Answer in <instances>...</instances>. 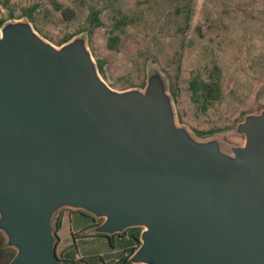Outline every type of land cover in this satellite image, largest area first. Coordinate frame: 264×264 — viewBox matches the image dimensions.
Instances as JSON below:
<instances>
[{
  "label": "water",
  "instance_id": "95a60500",
  "mask_svg": "<svg viewBox=\"0 0 264 264\" xmlns=\"http://www.w3.org/2000/svg\"><path fill=\"white\" fill-rule=\"evenodd\" d=\"M77 35V34H76ZM232 152L174 118L162 77L117 89L81 35L59 45L27 18L0 26V230L8 264H65L61 207L140 226V264H264V106Z\"/></svg>",
  "mask_w": 264,
  "mask_h": 264
},
{
  "label": "rangeland",
  "instance_id": "374dc122",
  "mask_svg": "<svg viewBox=\"0 0 264 264\" xmlns=\"http://www.w3.org/2000/svg\"><path fill=\"white\" fill-rule=\"evenodd\" d=\"M6 1L0 0V16L6 15L8 6L19 13L22 7L38 2L35 21L40 30L29 21L55 45L68 33L81 35L96 66L97 60L103 62L104 73L99 74L114 88L142 87L151 73H158L171 96L177 124L196 138L217 140L227 153L244 140L236 130L237 123L264 106V0H56L74 10L69 20L54 8L52 0ZM91 6L101 9L106 24L89 30ZM114 13L132 19L124 27L118 49L107 46V26ZM14 18L28 19L24 15ZM215 67L221 96L203 109L192 99L189 82L197 74L209 78ZM206 129L213 131L198 132ZM66 214L65 210L60 230L65 241L72 238L69 228L78 229ZM79 217L82 224L89 221ZM73 240L75 257L99 254L111 264L120 254L118 239L115 247L100 236Z\"/></svg>",
  "mask_w": 264,
  "mask_h": 264
},
{
  "label": "trees",
  "instance_id": "16d2710c",
  "mask_svg": "<svg viewBox=\"0 0 264 264\" xmlns=\"http://www.w3.org/2000/svg\"><path fill=\"white\" fill-rule=\"evenodd\" d=\"M7 4V1L4 2ZM52 4L56 10L60 11V14L64 19H71L74 17V10L69 5H62L56 0H52ZM38 2H34L31 5L22 7L19 13H15L13 7L8 6L7 13L5 16H0V26L7 18H14L19 16H27L30 19L37 29L35 21V12L38 9ZM131 18L125 14L114 13L111 15L110 23L107 26V46L111 49H118L121 44V34L124 30V27L131 22ZM106 22L101 17V9L99 7L91 6L87 15V28L92 30L93 28L105 25ZM40 30V29H39ZM73 33H68L64 35L58 42H63L69 39ZM98 69L101 73H104L103 62L102 60H97ZM144 79L139 83L142 85ZM189 87L191 89L192 99L195 102H198L201 108H206L211 102L217 100L221 96V84L219 70L215 67L214 70L210 73L209 78H203L200 75H195L190 79ZM213 129L198 130L200 134H205L212 132ZM64 208L58 209L53 217V226L56 233H58L59 228L61 227L62 211ZM77 216L79 215L86 216L90 218V223L87 224L80 223L79 228L76 231H72L74 239L78 237H87V236H100L105 237L107 243L111 247H115L117 240V247L120 249V254L114 259L111 264H140L132 262L129 259V255L139 244V235L141 231L140 226H130L124 229L123 233L127 234L126 238H123L119 232H114L111 234H106L102 232L94 231V226L98 224L101 217L97 220L94 219V215L91 213L81 210L74 209ZM80 218V217H79ZM91 218L95 221L92 222ZM81 220V218H80ZM90 229V230H89ZM57 243V241H56ZM15 253V248L10 246L6 241V236L2 230H0V264H8L10 259ZM59 256L63 259L65 264H107L104 261L103 257L99 254H90V255H79L77 257H63L60 253Z\"/></svg>",
  "mask_w": 264,
  "mask_h": 264
},
{
  "label": "crops",
  "instance_id": "0c3cea01",
  "mask_svg": "<svg viewBox=\"0 0 264 264\" xmlns=\"http://www.w3.org/2000/svg\"><path fill=\"white\" fill-rule=\"evenodd\" d=\"M67 211V220H70L71 222H75L79 228V225H80V218L77 216V213H75V211L73 210H70V209H64L62 211V219H61V227L59 228L58 230V239H57V243H56V251H58V253H60L63 257H73V254L71 253V250H72V246L75 244V241L73 240V235H72V231H76L73 230L72 228H69V234H68V237H72L70 238L69 240L65 241L62 237V235L60 234V230L62 229L63 225H64V211ZM90 223V220L89 222ZM70 235V236H69ZM64 240V241H63ZM72 240V241H71ZM75 257V256H74ZM115 257V256H114ZM113 257V258H114ZM112 258V259H113ZM116 258V257H115ZM114 258V259H115Z\"/></svg>",
  "mask_w": 264,
  "mask_h": 264
},
{
  "label": "flooded vegetation",
  "instance_id": "af4514ba",
  "mask_svg": "<svg viewBox=\"0 0 264 264\" xmlns=\"http://www.w3.org/2000/svg\"><path fill=\"white\" fill-rule=\"evenodd\" d=\"M64 209H69V208H64ZM70 210H73V211H74L73 208H70ZM99 218H100V217H95V216H94V219H95V220H97V219H99ZM89 219H90V218H89ZM91 220H92V222H95L92 218H91ZM101 220H102V218L100 219V221H101ZM100 221H98V222H100ZM123 231H124V230L119 231V233H120V235H122L123 238H126V237H127V234H124ZM56 252H57V254L59 255L58 251H56Z\"/></svg>",
  "mask_w": 264,
  "mask_h": 264
}]
</instances>
